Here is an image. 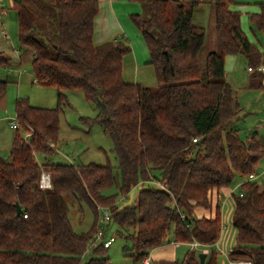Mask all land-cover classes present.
Masks as SVG:
<instances>
[{
  "label": "trees",
  "instance_id": "trees-1",
  "mask_svg": "<svg viewBox=\"0 0 264 264\" xmlns=\"http://www.w3.org/2000/svg\"><path fill=\"white\" fill-rule=\"evenodd\" d=\"M10 1L20 47L32 55L35 84L56 91V107L15 101L18 129L8 159L0 154V264L108 263L109 248L91 246L95 226L87 233L73 231L66 196L84 204L95 218L98 207L108 209L119 237L131 243L135 263L162 246L170 232L175 244L215 243L221 233V190L230 189L235 178L255 173L264 157V139L244 143L231 128L240 107L226 82L225 58L242 56L254 78L261 74L256 68L264 65V53L248 41L240 14L230 9L234 0H146L148 17H129L148 53L155 88L124 81L123 59L130 53L126 43L94 44L98 0H53L52 10L43 5L45 0ZM205 3L213 6L218 53L205 57L202 78L198 57L205 35L193 26V18ZM258 7L250 22L264 35V3ZM7 65L0 51V68ZM6 89L7 82L0 81V97ZM75 90L97 111L94 120L83 122L98 125L113 145L119 172L114 195L103 194L115 186L110 165L40 166L37 161L39 154L55 153L62 108L67 93ZM41 171L49 174V189L39 188ZM140 183L145 187L135 201L119 208L118 197ZM239 192L241 197L232 195L231 258L264 264V190L254 181L242 184ZM87 251L92 257L83 263ZM198 254L188 252L182 262L151 264H199ZM204 264H216V255L207 254Z\"/></svg>",
  "mask_w": 264,
  "mask_h": 264
},
{
  "label": "rangeland",
  "instance_id": "rangeland-1",
  "mask_svg": "<svg viewBox=\"0 0 264 264\" xmlns=\"http://www.w3.org/2000/svg\"><path fill=\"white\" fill-rule=\"evenodd\" d=\"M52 2L53 0H45L43 5L48 4V8L52 10L50 4ZM145 2L146 0H137L136 2L128 3L132 8L130 12L132 14L126 16L129 28L130 30L132 28L138 34L139 38L140 35L131 23L129 17L134 14H139L140 18L145 20V17H148L146 16ZM261 3H264V0H234L230 9L240 14L241 29L248 41L254 44L261 53H264V35L258 33L250 22L251 15L258 13V5ZM0 10L5 11H2L5 13L4 15L0 12V33L5 31L10 38L8 43L0 40L3 43V45L0 43L3 49L2 52L8 61L6 67L0 68V81L7 82V89L0 97V154L2 158L8 159L15 133L11 129L10 124L16 122L14 114L16 99H27L29 104L35 108L53 109L56 107V91L53 88L42 87L34 83L31 60L29 59L30 51L25 53V49H22L18 42L16 13L12 9L11 1L0 0ZM193 26L202 28L205 35L204 46L198 57L199 70L203 78L205 57L209 53H218V39L214 30L213 6L211 3H205L197 7L194 13ZM121 27V25H118L112 36L106 41H123L130 47V53L123 59L122 67L124 73L123 79L125 82L130 83L128 79L131 82L133 79H136L133 62L130 58L132 47L130 40L128 38L126 39V36L124 37V34H122ZM126 27L127 25H125ZM109 29H112L111 24L109 25ZM137 52L138 56L143 55L138 50ZM144 52H146V59L148 61L149 58L146 49ZM234 58L233 73L230 75V79H233L235 82V85L231 88L237 95L240 112L231 128L237 131L240 139L246 143L252 137L258 136L259 138H264V89L257 90L256 88L252 89L249 87L248 84L252 82V77L256 73L253 74L248 71V63L242 56L237 55ZM143 66L142 68H149L148 81H150V84L140 85L155 88L156 79L153 68L146 64H143ZM227 76H229L228 70ZM96 115L95 105L86 101L80 90L68 92L67 105L63 106L60 116L61 123L56 151L50 156L37 155V161L40 166L45 164L87 165L91 163L100 166L110 165L113 169L115 186L103 193L106 196H110L117 192L116 187L119 186V172L116 156L113 152V145L98 125L93 123L87 125L83 122L86 119L90 121L94 120ZM20 133L24 137L25 134L22 131ZM257 167L258 171L264 170V157ZM241 184L242 181L239 178H235V183L226 193L232 192L233 196H237ZM257 184L261 190H264V177L258 180ZM144 187L145 185L140 183L126 196L118 197V207L122 208L131 205L135 201L138 192ZM226 193H221L222 197ZM65 201L69 206L68 219L75 233H87L95 226L97 230L103 232V241H111L110 248L105 252L109 259L107 264H142L135 263L130 257L132 254L131 243L119 237L118 228L112 221L108 223L103 220L102 212H99L98 218H95L94 214L84 204L76 203L71 196H66ZM219 205L223 226L219 248H222L227 253L229 249L235 247V232L231 224L233 210L232 196L224 204L220 200ZM97 244H100V242L96 241L95 245ZM168 244H175L172 232L169 233L167 241L162 246H167ZM177 247L174 261L182 262L186 254L192 250L187 244H178ZM153 250L150 251V256H152L151 253ZM208 250L213 254L214 248L209 247ZM216 250L217 248H215ZM91 257V252L87 251L82 258V262L86 263ZM216 264H229L228 257L217 254Z\"/></svg>",
  "mask_w": 264,
  "mask_h": 264
},
{
  "label": "crops",
  "instance_id": "crops-1",
  "mask_svg": "<svg viewBox=\"0 0 264 264\" xmlns=\"http://www.w3.org/2000/svg\"><path fill=\"white\" fill-rule=\"evenodd\" d=\"M185 1L201 2L203 0H185ZM204 1H207V0H204ZM98 2H99V13L94 22V33H93L94 44L98 45L104 42H108L106 40H108L112 36L115 28L118 27V25L119 26L121 25L122 34H124V37L126 36V39L128 38L130 40V44L132 47V54L130 55V58L132 59L133 66H134L133 68H134L135 76H136V79H133L132 82L128 79V81L130 82L129 84H139V85L140 84H150V81H148L149 68H142L144 67L143 64H146L148 66V61L146 59V52H144L145 45L143 46L144 43L141 37L139 38L138 34L134 32L132 28L130 30L129 23L126 17L128 14H132L130 13L132 8L129 6L130 4H128L131 2H129L128 0H98ZM2 11L4 10H0V12ZM4 12H2L1 14L4 15L5 14ZM110 24H111L112 29H109ZM125 25H127L126 28H125ZM0 40L5 41L2 38L1 33H0ZM113 40H116V39H113ZM9 41H5V42L8 43ZM0 43L3 45L2 42ZM1 44H0V51H3V49L1 48ZM137 50L141 52V54L143 53L144 56L143 55L138 56ZM25 51H26L25 53H28L27 50ZM31 57L32 55L30 53V57H29L30 60H31ZM139 58L141 60L140 62H139ZM234 59H235L234 56H230V57L228 56L225 58V64H224L226 82L231 87L235 85L234 80L230 79V75L233 73ZM227 70L229 71V76H227ZM122 75L124 76L123 71H122ZM34 83H35V80H34ZM263 83H264V74L261 73L257 75L256 78L252 77V82H250L248 85L252 89L256 88L257 90H263L264 89ZM255 175L257 176V179H256V182H257L258 180L264 177V170L262 169L258 171V167H257L255 171ZM227 191L228 190H221L220 196L222 195L221 193H226ZM198 214L202 215L203 213L198 212ZM177 246H178L177 244L176 245L168 244L167 246H161L159 248L154 249L151 253L152 256H150L151 263L157 260L174 261L175 254L178 249Z\"/></svg>",
  "mask_w": 264,
  "mask_h": 264
},
{
  "label": "built area",
  "instance_id": "built-area-1",
  "mask_svg": "<svg viewBox=\"0 0 264 264\" xmlns=\"http://www.w3.org/2000/svg\"><path fill=\"white\" fill-rule=\"evenodd\" d=\"M1 35H2V38L5 41H9L10 40L8 34L5 31H2ZM248 71L249 72H253L252 69H248ZM256 71L264 74V65L257 67ZM10 127H11L12 130L18 129L17 121L16 122H12L10 124ZM28 137H29V134L25 135V138H28ZM196 142H197V140H193V143H196ZM256 179H257V176L255 175V173H253V174L248 175L245 179H240V180L242 181V184H244V183H247V182H254V181H256ZM38 185H39V188L41 190H46V189L50 188L51 185H50V178H49V174L48 173H46L44 171H41V175H40V179H39V184ZM155 185L160 187V188H163L159 183H156ZM240 186H239V190H240ZM238 193H239V196L241 197L242 194L240 192H238ZM232 194H233L232 192H228V193H226L224 195V197H222V195L221 196L219 195L218 196V201L221 200V201H223V204H224L227 201V199L230 196H232ZM98 211L100 213L102 212L103 220L109 223L110 222V213H109L108 209L98 207ZM181 220L184 221V216L181 217ZM222 229H223V226H222V220H221V233H222ZM221 233H220V235H221ZM93 240L94 241L91 244V246L95 245L96 241H99L103 245V247L105 249H108L111 246V241L110 240L103 241V232L100 231V230H97V233L93 236ZM219 241H220V236H219L218 240L215 243H213L212 245H210V246H203V245H201V244H199L197 242L189 243V244H187V246H189L192 251L203 252L206 255L210 253L209 250H208L209 247L214 248L213 254H215V255L220 254V255H224V256L228 257L229 264H252L251 261L235 260V259L231 258V254L233 253L234 248L229 249L228 252L225 253V250H223L222 248H219ZM215 248H217L216 251H215ZM142 264H151L150 255H148L146 258H144V260L142 261Z\"/></svg>",
  "mask_w": 264,
  "mask_h": 264
},
{
  "label": "water",
  "instance_id": "water-1",
  "mask_svg": "<svg viewBox=\"0 0 264 264\" xmlns=\"http://www.w3.org/2000/svg\"><path fill=\"white\" fill-rule=\"evenodd\" d=\"M15 207H16V212H17V214L20 215V214H21V210H20L19 206L16 205ZM205 259H206V254L203 253V252H200V253L198 254V261H199V264H204Z\"/></svg>",
  "mask_w": 264,
  "mask_h": 264
}]
</instances>
